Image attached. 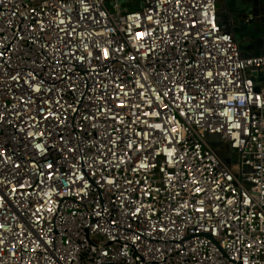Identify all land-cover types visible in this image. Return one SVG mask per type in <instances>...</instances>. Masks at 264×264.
Here are the masks:
<instances>
[{
    "label": "built area",
    "instance_id": "2783aa9c",
    "mask_svg": "<svg viewBox=\"0 0 264 264\" xmlns=\"http://www.w3.org/2000/svg\"><path fill=\"white\" fill-rule=\"evenodd\" d=\"M141 1L0 0V264H264V55Z\"/></svg>",
    "mask_w": 264,
    "mask_h": 264
},
{
    "label": "crops",
    "instance_id": "0c3cea01",
    "mask_svg": "<svg viewBox=\"0 0 264 264\" xmlns=\"http://www.w3.org/2000/svg\"><path fill=\"white\" fill-rule=\"evenodd\" d=\"M121 1L127 9L126 0ZM219 20L225 29L234 34L244 56L264 55V0L232 1L224 14L219 9Z\"/></svg>",
    "mask_w": 264,
    "mask_h": 264
},
{
    "label": "rangeland",
    "instance_id": "374dc122",
    "mask_svg": "<svg viewBox=\"0 0 264 264\" xmlns=\"http://www.w3.org/2000/svg\"><path fill=\"white\" fill-rule=\"evenodd\" d=\"M232 1L237 2V0H232ZM141 2H142L141 0H128V1L126 0L127 4L125 3V6L127 7L128 10L138 9L141 7ZM122 3L124 2L122 1ZM226 4H227V8L225 7V3L223 0H220V2L218 3V7L223 14L224 12H227L228 7H230L229 0H226ZM208 141L221 154L223 159L227 162L229 166H231L232 169L237 170L239 168L240 163L238 161L237 152L232 150L226 142L221 141L220 138L217 136H208Z\"/></svg>",
    "mask_w": 264,
    "mask_h": 264
},
{
    "label": "water",
    "instance_id": "95a60500",
    "mask_svg": "<svg viewBox=\"0 0 264 264\" xmlns=\"http://www.w3.org/2000/svg\"><path fill=\"white\" fill-rule=\"evenodd\" d=\"M225 3V7L227 8L226 0H223ZM220 0H217V3H219ZM107 5H109V2H106ZM143 5V4H141ZM228 11V9H227ZM252 78L255 82L257 90H259L261 87H264V67L256 69L252 72Z\"/></svg>",
    "mask_w": 264,
    "mask_h": 264
},
{
    "label": "flooded vegetation",
    "instance_id": "af4514ba",
    "mask_svg": "<svg viewBox=\"0 0 264 264\" xmlns=\"http://www.w3.org/2000/svg\"><path fill=\"white\" fill-rule=\"evenodd\" d=\"M220 154V153H219ZM221 155V154H220Z\"/></svg>",
    "mask_w": 264,
    "mask_h": 264
}]
</instances>
